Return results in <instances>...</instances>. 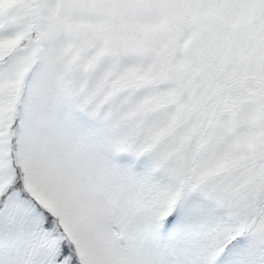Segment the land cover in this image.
<instances>
[{"label": "snow or ice", "instance_id": "6c2138e0", "mask_svg": "<svg viewBox=\"0 0 264 264\" xmlns=\"http://www.w3.org/2000/svg\"><path fill=\"white\" fill-rule=\"evenodd\" d=\"M0 264H264V0H0Z\"/></svg>", "mask_w": 264, "mask_h": 264}]
</instances>
